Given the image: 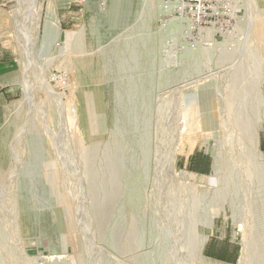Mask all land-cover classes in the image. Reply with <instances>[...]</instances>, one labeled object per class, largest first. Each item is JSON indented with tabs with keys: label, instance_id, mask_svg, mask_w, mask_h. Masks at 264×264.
<instances>
[{
	"label": "rangeland",
	"instance_id": "1",
	"mask_svg": "<svg viewBox=\"0 0 264 264\" xmlns=\"http://www.w3.org/2000/svg\"><path fill=\"white\" fill-rule=\"evenodd\" d=\"M48 1L0 0V264H200L217 225L264 264V0H240L246 25L207 59L163 38L149 0H75L54 36ZM178 138L217 174L180 153L175 177Z\"/></svg>",
	"mask_w": 264,
	"mask_h": 264
},
{
	"label": "built area",
	"instance_id": "2",
	"mask_svg": "<svg viewBox=\"0 0 264 264\" xmlns=\"http://www.w3.org/2000/svg\"><path fill=\"white\" fill-rule=\"evenodd\" d=\"M239 1L149 0L146 7L159 16L158 28L165 40L173 41L177 36L181 51L207 59L221 45H228L234 30L246 25L241 14L246 8Z\"/></svg>",
	"mask_w": 264,
	"mask_h": 264
},
{
	"label": "crops",
	"instance_id": "3",
	"mask_svg": "<svg viewBox=\"0 0 264 264\" xmlns=\"http://www.w3.org/2000/svg\"><path fill=\"white\" fill-rule=\"evenodd\" d=\"M75 0H67L57 6L56 12L59 23L64 28L66 16L60 15L59 11L66 8L68 3ZM10 79L9 76H0V83L6 79ZM11 80V79H10ZM1 98V94H0ZM1 102V100H0ZM1 106V103H0ZM258 148L264 153V126L258 131ZM3 147L0 148L2 154ZM6 154V152H4ZM178 167L180 169L188 170L189 172L196 174V176H205L210 173L212 169V159L209 153L205 150H194L184 148L183 153L180 155L178 161ZM203 255L208 259L222 264H236L241 259V247L238 243L234 230H231L228 226H215L207 235L206 241L203 246Z\"/></svg>",
	"mask_w": 264,
	"mask_h": 264
},
{
	"label": "bare ground",
	"instance_id": "4",
	"mask_svg": "<svg viewBox=\"0 0 264 264\" xmlns=\"http://www.w3.org/2000/svg\"><path fill=\"white\" fill-rule=\"evenodd\" d=\"M64 1H67V0H49L45 10L43 8H41V4L40 5L36 4V6H37V9H36V11H37V13H36L37 14L36 15V25L38 24L37 27H39L41 25L40 24L41 18L45 17V19L47 20V24L44 25V30L47 31V34L50 33V35H53V36H54V34L57 35L60 32V27H59L60 23H59V20L57 17V12H56L55 8H57V6L62 4ZM116 1H119V0H116ZM263 28H264V26H263ZM213 32H215V31L213 30ZM263 32H264V30H263ZM60 80H61L60 84H63L65 81L63 77H61ZM249 148H250L251 152L253 153V155H255L256 158H259L261 161H264V153L260 152V150L258 148L257 132H254L251 135V141H250ZM169 149L170 150L167 154V161H166L168 170L175 177H177L181 180L190 179L188 177H190L192 174L185 172V171H179V174H177L176 168H175L178 155L180 153L182 154L184 151V149L180 145V138H178V140L174 144H172ZM218 158H219L218 153H216L214 161H213L214 164H213L212 176L216 175L218 170H219V159ZM204 177H206V176H204ZM214 217L215 216H211L208 218L207 227L212 228ZM206 238L207 237H205V236H200L197 240L195 238V240H196V242L194 241L195 245L193 244L195 254L198 257L200 264H217L215 262L208 261L203 256V246H204V243L206 241ZM192 243H193V241H192ZM192 243H191V245H192ZM242 244H243V255H241L242 257H241L240 262H239L240 264H242L245 261L246 256H247V252H248V244L246 242H244V243L242 242Z\"/></svg>",
	"mask_w": 264,
	"mask_h": 264
}]
</instances>
